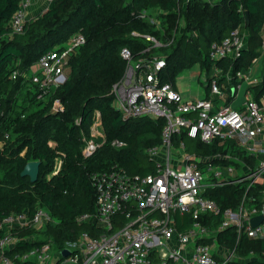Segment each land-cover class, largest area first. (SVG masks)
<instances>
[{
  "label": "trees",
  "instance_id": "trees-1",
  "mask_svg": "<svg viewBox=\"0 0 264 264\" xmlns=\"http://www.w3.org/2000/svg\"><path fill=\"white\" fill-rule=\"evenodd\" d=\"M19 3L0 0V223L12 213L28 211L32 215L38 206H43L54 222L40 231L31 226L17 229L21 240L16 252H25L46 239L63 247L83 231L94 232L92 222H77L79 214L96 210L93 173L115 164L130 173L154 171L155 163L146 150L161 143L165 119H125L114 106L113 86L126 71L122 48H130L139 59L151 44L133 31L155 35L163 43L171 41L156 50L167 53L164 78L174 84L180 70L199 61L209 74L215 64L225 71L247 72L264 55V0H191L183 8H179V0H53L27 20L22 32H14L10 20ZM143 10L157 11L158 24L140 17ZM236 27L247 32L240 56L212 61V43L221 42ZM77 34L85 41L70 55L67 80L38 97L39 85L33 74L39 71L29 72L48 51L70 46ZM249 89L254 98L263 96L264 74ZM230 94L233 98L231 89ZM57 98L64 110H53ZM97 111L104 136L96 137L99 147L86 156L84 147L92 137ZM115 139L126 145H113ZM181 140L188 151L203 155L227 151L225 143H205L190 138L186 131L174 135L176 144ZM240 155L255 163L254 157ZM58 157L62 164L54 173ZM31 160L40 161L35 182L22 175ZM246 188L245 183L227 184L210 188L206 195L223 209L236 208ZM263 188V183L250 187V203L260 201ZM203 216V222L210 225L221 220L218 215ZM185 218L189 224L191 213ZM37 232L41 239L33 238ZM217 242L236 249L238 257L230 264H264V238L253 239L245 233L239 238L237 228L230 227L217 233Z\"/></svg>",
  "mask_w": 264,
  "mask_h": 264
},
{
  "label": "built area",
  "instance_id": "built-area-1",
  "mask_svg": "<svg viewBox=\"0 0 264 264\" xmlns=\"http://www.w3.org/2000/svg\"><path fill=\"white\" fill-rule=\"evenodd\" d=\"M34 1L39 2L20 0L10 20L14 32L24 30L28 8ZM190 1L179 0V8ZM140 17L155 24L159 21L157 11L143 10ZM132 33L151 44L139 59L130 48H122L126 71L113 86L114 106L125 119H165L161 143L146 150L155 163L154 171L130 173L115 164L109 170L93 173L96 210L79 214L77 222H92L94 232L83 231L63 247L46 239L25 252H16L21 240L17 229L31 226L40 231L54 219L43 206H38L32 215L28 211L10 214L0 223L1 264H230L238 257L236 249L219 245L218 232L235 227L239 238L243 233L253 239L264 238V218L255 226L251 223L254 216H264V188L260 201L250 203L247 199L252 185L264 184V95L256 99L247 94L240 107L228 103L230 89L234 94L240 85H235V80L251 84L258 81L251 79L250 71L233 73L215 64L210 74L206 71L208 96L185 100L176 83L165 81L167 53L156 50L171 41L163 43L152 34ZM246 39L247 32L234 28L221 42L212 43L211 60L240 56ZM84 41L85 37L77 34L70 46L50 50L40 58L36 69L39 73L35 70L33 74L39 85L38 97L65 83L70 55ZM53 110H64L60 99H55ZM182 131L205 143H225L227 151L208 155L188 151L185 141H174V135ZM98 136H104L100 117L84 147L86 156L99 147ZM112 144L126 145L119 139ZM240 153L254 157L255 163ZM61 164L58 157L54 173ZM233 183L247 184L236 208L223 209L216 199L206 195L210 188ZM188 212L191 222L186 224ZM204 214L218 215L221 220L216 225L207 224L202 220ZM38 236L39 232L33 238L41 239ZM63 250L70 254L63 255Z\"/></svg>",
  "mask_w": 264,
  "mask_h": 264
},
{
  "label": "rangeland",
  "instance_id": "rangeland-1",
  "mask_svg": "<svg viewBox=\"0 0 264 264\" xmlns=\"http://www.w3.org/2000/svg\"><path fill=\"white\" fill-rule=\"evenodd\" d=\"M39 1H41V0H39ZM49 2H50V0H49ZM34 4L32 3V5L28 9H30ZM263 57L264 56H260L259 59L257 60V62H254V65L252 66L253 73L250 74L251 76L254 75V72L256 69L260 68V66L262 67V65L264 63ZM38 68H39L38 64L34 65L32 70L29 73L31 74L33 71H35ZM260 72L261 71L259 70V73ZM205 77H206V70L203 69L201 62L199 61V62L195 63L194 65H192L191 67H185L182 70H180V72L177 74L176 82H177L178 88H183L184 86L190 87L191 83H194V84H196L197 87L203 88L205 90V87H204ZM247 88H248V81L244 80L242 82V87L239 89L238 98H237L238 100L236 101V104H238L239 101H242L244 99L245 95L248 93ZM195 98H197V97H195ZM98 117H100L99 111L96 112L94 123L98 120ZM97 125L99 126V122H97ZM38 237L41 238L40 234Z\"/></svg>",
  "mask_w": 264,
  "mask_h": 264
},
{
  "label": "crops",
  "instance_id": "crops-1",
  "mask_svg": "<svg viewBox=\"0 0 264 264\" xmlns=\"http://www.w3.org/2000/svg\"><path fill=\"white\" fill-rule=\"evenodd\" d=\"M52 3L49 2V0H41L39 2H36L28 11V17L29 18H32L34 16H36L38 13H40V11H42L45 7L47 6H50ZM264 56V55H262ZM264 58V57H263ZM259 59V58H258ZM257 59V60H258ZM257 60L255 62H257ZM254 65V64H253ZM252 65V66H253ZM259 70L261 71L259 73ZM248 71H250V74L253 73V68L251 67ZM264 74V63L262 65V67L260 66V68L256 69L255 72H254V75L251 76L252 78L251 79H254L258 81V83L262 80V76ZM256 84V83H254ZM254 84H251L248 82V88H247V91L248 93L247 94H250L251 96H254L253 93L250 91L249 87L254 85ZM176 87L177 89L181 92L183 98L185 100H188V99H191V98H195V97H207L209 92L207 90V84L205 82L204 84V87H205V90L203 88H200V87H197L196 84L194 83H191V86L190 87H187V86H184L183 88H178L177 86V82H176ZM242 87V82L240 83V85L238 86L237 90L234 92L233 94V98H231L232 95L229 96V99H228V103H231L233 106L235 107H240L242 106L244 100H245V97L242 101H239L238 104H236V101L238 100V93H239V89ZM52 145H55L54 142H51Z\"/></svg>",
  "mask_w": 264,
  "mask_h": 264
},
{
  "label": "water",
  "instance_id": "water-1",
  "mask_svg": "<svg viewBox=\"0 0 264 264\" xmlns=\"http://www.w3.org/2000/svg\"><path fill=\"white\" fill-rule=\"evenodd\" d=\"M247 18L249 19V14L247 13ZM235 91V90H234ZM40 173V161L39 160H31L29 161L26 166L24 167L22 171V175H28L30 176L31 180L35 182ZM264 216L262 214L254 216L251 219V223L253 226L259 224L263 220ZM63 255H69L70 251L69 250H63Z\"/></svg>",
  "mask_w": 264,
  "mask_h": 264
}]
</instances>
